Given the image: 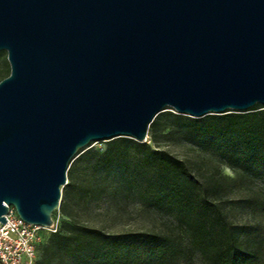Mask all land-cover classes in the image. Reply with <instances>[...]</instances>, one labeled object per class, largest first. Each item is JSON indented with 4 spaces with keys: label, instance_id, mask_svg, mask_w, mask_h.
<instances>
[{
    "label": "water",
    "instance_id": "1",
    "mask_svg": "<svg viewBox=\"0 0 264 264\" xmlns=\"http://www.w3.org/2000/svg\"><path fill=\"white\" fill-rule=\"evenodd\" d=\"M3 51L0 225L51 227L91 143L264 106V0H0Z\"/></svg>",
    "mask_w": 264,
    "mask_h": 264
},
{
    "label": "trees",
    "instance_id": "2",
    "mask_svg": "<svg viewBox=\"0 0 264 264\" xmlns=\"http://www.w3.org/2000/svg\"><path fill=\"white\" fill-rule=\"evenodd\" d=\"M3 56L6 78L10 65L4 51ZM172 135L210 154L234 178L198 177L184 160L163 149L162 140ZM149 137L151 143L116 138L103 153L89 149L77 157L68 171L60 209L83 211L103 200L101 191L110 190L108 203L146 206L168 215L180 232L110 234L71 221L50 234L36 264H54L63 257L85 264H169L188 257L187 247L200 264H264L263 225L236 224L226 211L228 203L249 201L264 214V106L202 118L166 111L151 123ZM229 183L260 193L230 199Z\"/></svg>",
    "mask_w": 264,
    "mask_h": 264
},
{
    "label": "rangeland",
    "instance_id": "3",
    "mask_svg": "<svg viewBox=\"0 0 264 264\" xmlns=\"http://www.w3.org/2000/svg\"><path fill=\"white\" fill-rule=\"evenodd\" d=\"M4 59V56L0 58V81L6 76L4 69L5 62L3 63ZM166 111L171 110L167 109ZM107 142L108 141H100L91 143L82 153L89 149L103 153L107 149ZM147 142L151 143L150 137ZM162 147L170 155L184 160L189 165L191 171L198 174V177L205 179L214 176L218 180L223 178H234V174L228 168L220 167L217 161L210 154L201 152L200 150L194 148L188 141L181 139L176 135H172L166 140H162ZM229 186H231V191L227 192V196L230 199H238L237 197L250 199L260 193V191H258L255 187H252L253 192H247L242 189L241 185L235 186L232 183H229ZM109 193L110 190L106 192L101 191L100 196L103 200L90 204L80 212L73 208H68L67 212L64 213L59 207V213L57 211L56 215L59 216L60 225L73 221L77 224L94 229H100L110 234L139 232L176 234L180 232L179 227H177L176 223L173 222L168 215L161 214L153 209H148L146 206L136 205L134 202L132 203V201L123 202L122 205L112 202L108 203L107 196ZM255 206L256 205L254 203H249V201L243 202L239 205L228 203L226 205V211L229 214L230 219L236 224L252 222L262 224L264 227V214L256 212ZM42 236L43 240L39 243L37 252L39 259H41L43 245L48 241L50 234L45 231ZM187 249L188 257L181 258L176 263L169 264H200V258L192 253L188 247ZM54 264L85 263L83 261H73L63 257L61 259H56ZM90 264H94L92 260H90Z\"/></svg>",
    "mask_w": 264,
    "mask_h": 264
},
{
    "label": "built area",
    "instance_id": "4",
    "mask_svg": "<svg viewBox=\"0 0 264 264\" xmlns=\"http://www.w3.org/2000/svg\"><path fill=\"white\" fill-rule=\"evenodd\" d=\"M59 208L53 214V225L41 227L25 222L14 207L9 208L6 224L0 225V264H36L38 245L43 232L54 234L60 226Z\"/></svg>",
    "mask_w": 264,
    "mask_h": 264
}]
</instances>
